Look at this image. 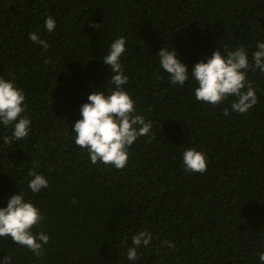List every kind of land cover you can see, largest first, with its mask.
<instances>
[{
  "label": "trees",
  "instance_id": "trees-1",
  "mask_svg": "<svg viewBox=\"0 0 264 264\" xmlns=\"http://www.w3.org/2000/svg\"><path fill=\"white\" fill-rule=\"evenodd\" d=\"M49 16L52 33L44 26ZM119 37L127 41L125 90L155 136L134 142L123 170L93 165L73 132L88 96L108 95L112 73L103 57ZM258 42L264 0H0V77L24 92L32 122L29 136L12 146L3 142L12 129L0 125V208L22 193L45 217L33 232L50 237L40 258L0 238V264L7 256L12 264H261L264 74L248 72L258 103L238 114L233 98L215 109L196 101L192 78L171 85L158 58L174 49L191 75L223 48L245 47L251 62ZM189 148L205 154L203 175L184 170ZM30 170L49 187L33 194ZM141 231L152 241L129 261L132 236ZM168 241L174 250L162 246Z\"/></svg>",
  "mask_w": 264,
  "mask_h": 264
},
{
  "label": "clouds",
  "instance_id": "clouds-1",
  "mask_svg": "<svg viewBox=\"0 0 264 264\" xmlns=\"http://www.w3.org/2000/svg\"><path fill=\"white\" fill-rule=\"evenodd\" d=\"M44 26L49 33L56 28V21L47 17ZM99 28L100 25H89ZM29 39L45 51L50 47L47 41L40 39L36 33H29ZM126 39L119 37L111 43L108 54L103 57V63L112 73L108 83V95L102 91H94L88 96V103L80 108L82 119L77 120L73 126L74 142L82 151H86L93 165L102 164L117 170L127 167L129 149L138 138L148 137L149 142L155 139L152 133L153 124L150 120L137 113L135 102L125 90L128 76L124 74L121 58L126 52ZM177 52L167 47L158 54L159 68L169 76V83L173 86H184L192 78L196 87L194 97L198 102L206 103L213 109L220 107L231 100V111L238 114H248L258 103L256 90L248 79V72L258 69L264 74V42L256 44L252 53L251 62L249 52L245 47L235 50L223 48L216 50L207 62L201 61L194 65L191 75L186 65L178 58ZM51 61H46L50 63ZM157 79H162L159 73ZM26 96L15 86L12 80L0 77V125L12 129V135L3 137L6 146H12L16 141L26 139L31 132V120L24 115L26 112ZM223 114L229 116L227 107ZM39 161L33 165L38 166ZM183 167L187 173L203 175L207 171V158L201 151L194 148L186 149L183 153ZM28 176L32 177L28 188L33 194H38L49 187V182L42 174L30 170ZM73 205L76 200L71 201ZM45 217L40 209L32 202L26 201L22 193L10 197L6 208H0V238L11 239L15 245L26 248L38 258L44 255V246L49 243L50 237L39 229ZM152 241L151 233L141 231L132 236V246L128 248L127 259H139L138 249L147 247ZM175 249L171 241L164 245ZM259 255V261L264 264V252ZM3 264H12V258L7 256Z\"/></svg>",
  "mask_w": 264,
  "mask_h": 264
}]
</instances>
